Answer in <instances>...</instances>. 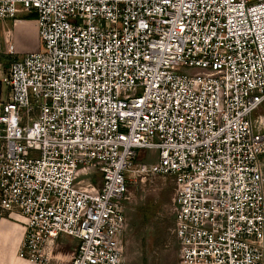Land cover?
<instances>
[{
  "label": "built area",
  "instance_id": "1",
  "mask_svg": "<svg viewBox=\"0 0 264 264\" xmlns=\"http://www.w3.org/2000/svg\"><path fill=\"white\" fill-rule=\"evenodd\" d=\"M29 16L37 48L18 52L3 22ZM2 58L19 258L126 264L131 173L171 180L178 264H264V0H0Z\"/></svg>",
  "mask_w": 264,
  "mask_h": 264
},
{
  "label": "rangeland",
  "instance_id": "2",
  "mask_svg": "<svg viewBox=\"0 0 264 264\" xmlns=\"http://www.w3.org/2000/svg\"><path fill=\"white\" fill-rule=\"evenodd\" d=\"M32 20L31 16L27 17ZM6 19V27L12 22ZM27 20V19H22ZM26 47L32 45V38L24 36ZM37 46L35 45L34 50ZM22 56H18V59ZM9 60L0 61V78L6 73ZM6 87L0 85L4 97ZM262 115L261 109L253 117ZM156 161L154 152H140L136 163L152 164ZM128 193L124 202L125 231L122 237V250L126 264H178V244L173 234V194L174 186L168 177L137 176L129 174ZM74 248L69 243L56 240L51 248L53 255L64 259Z\"/></svg>",
  "mask_w": 264,
  "mask_h": 264
},
{
  "label": "crops",
  "instance_id": "3",
  "mask_svg": "<svg viewBox=\"0 0 264 264\" xmlns=\"http://www.w3.org/2000/svg\"><path fill=\"white\" fill-rule=\"evenodd\" d=\"M3 26L8 31L9 40L14 42L18 52L32 51L35 45L37 46L36 29L32 20L12 22L11 27H6L5 24ZM27 35L32 38L33 42L29 47H26L24 42V36ZM23 231L24 228L20 219L0 216V264H32L18 257ZM59 240L66 244L69 243V246L74 245V248H70L65 255V259H69L71 252L75 249L76 242L68 237H61Z\"/></svg>",
  "mask_w": 264,
  "mask_h": 264
},
{
  "label": "trees",
  "instance_id": "4",
  "mask_svg": "<svg viewBox=\"0 0 264 264\" xmlns=\"http://www.w3.org/2000/svg\"><path fill=\"white\" fill-rule=\"evenodd\" d=\"M27 20H29L28 18H26ZM2 60H7V58H2ZM8 64V63H7Z\"/></svg>",
  "mask_w": 264,
  "mask_h": 264
},
{
  "label": "bare ground",
  "instance_id": "5",
  "mask_svg": "<svg viewBox=\"0 0 264 264\" xmlns=\"http://www.w3.org/2000/svg\"><path fill=\"white\" fill-rule=\"evenodd\" d=\"M24 24H26V23H24ZM28 24V23H27ZM18 34H19V31L17 32ZM18 34H16V35H18Z\"/></svg>",
  "mask_w": 264,
  "mask_h": 264
}]
</instances>
